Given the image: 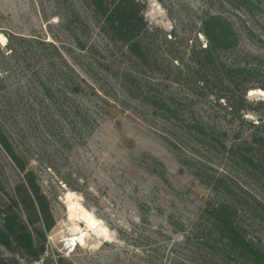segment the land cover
Here are the masks:
<instances>
[{
	"label": "rangeland",
	"instance_id": "obj_1",
	"mask_svg": "<svg viewBox=\"0 0 264 264\" xmlns=\"http://www.w3.org/2000/svg\"><path fill=\"white\" fill-rule=\"evenodd\" d=\"M137 1L145 6L149 27L160 30L162 39L167 38L162 48L166 64L170 62L168 56L175 59L167 83L194 97L201 114L218 125L229 144L264 135V89L248 92V107L234 115L225 100L217 102L214 96L188 85L185 74L181 86L172 81L182 68L187 69L193 48L208 46L202 22L214 14L227 17L240 35L238 58L227 54V59L255 69L264 79V0H255L253 9H236L228 0ZM75 14L89 20L86 0H0V36L39 37L75 47L72 30L80 35L72 24ZM86 40L106 48L103 56L108 62L126 64L123 50L103 41L92 23ZM7 43L0 40L2 48ZM22 66L21 62L15 67L9 81L13 91L0 99V106L9 102L6 116L11 124L10 138L37 174L56 220L46 235L44 260L63 258V264H170L173 243L183 241L182 233H174L172 222L189 224L208 202L216 201L215 194L179 164L159 127L134 113L135 106L129 110L120 105L110 108L93 132L73 127L49 106L37 104L33 93L17 90L25 82ZM108 88L111 90V85ZM78 102L83 108L89 107L84 99ZM137 112L144 111L137 108ZM207 162L214 168L213 174L228 175L247 191L262 194L259 183L243 168L217 157H209ZM22 179L0 145V224ZM72 197L103 223L108 240L97 237L84 222L71 216ZM76 226L87 233L84 244L75 243L80 234ZM44 260L34 264H46Z\"/></svg>",
	"mask_w": 264,
	"mask_h": 264
},
{
	"label": "trees",
	"instance_id": "obj_2",
	"mask_svg": "<svg viewBox=\"0 0 264 264\" xmlns=\"http://www.w3.org/2000/svg\"><path fill=\"white\" fill-rule=\"evenodd\" d=\"M86 2L91 11L89 20L75 14L72 22L80 32L72 30L75 47L39 37L6 35L7 45L0 46V99L13 91L9 81L22 62L25 82L17 90L33 93L37 104L49 106L73 127L93 132L110 108L120 105L129 110L135 106L134 113L159 127L179 164L216 196V201L208 202L189 224L172 222L174 233H182L183 241L173 243L170 264H264V135L229 144L218 125L201 114L194 97L167 83L175 59L168 56L171 63L166 64L162 48L167 38L162 39L160 30L149 27L142 3ZM228 3L236 9L256 6L255 0ZM91 23L103 41L123 50L124 66L108 62L103 56L106 48L86 40ZM202 26L208 46L193 48L187 69L182 68L172 81L181 86L185 74L188 85L214 96L217 102L225 100L232 113L240 115L248 107L247 93L264 89V79L255 69L227 59V54L238 58L241 41L227 17L208 15ZM79 99L86 100L89 107L83 108ZM8 108L9 102L0 106V145L23 179L14 188L12 204L0 224V264H34L44 260L46 235L56 220L37 174L10 138ZM137 108L144 112L138 113ZM209 157L243 168L259 183L262 194L247 191L228 175L213 174ZM63 261L45 259L44 263Z\"/></svg>",
	"mask_w": 264,
	"mask_h": 264
},
{
	"label": "bare ground",
	"instance_id": "obj_3",
	"mask_svg": "<svg viewBox=\"0 0 264 264\" xmlns=\"http://www.w3.org/2000/svg\"><path fill=\"white\" fill-rule=\"evenodd\" d=\"M0 40L3 43H7L8 41L6 37L2 35L0 36ZM69 203L72 217H76L80 222H84L87 225L88 231H92L97 237L109 239L108 229L104 227L103 223L98 220L92 212L83 209L76 197L70 198ZM77 231H79L80 234L74 239L75 243L79 242L84 244L87 233H83L79 227H77Z\"/></svg>",
	"mask_w": 264,
	"mask_h": 264
}]
</instances>
